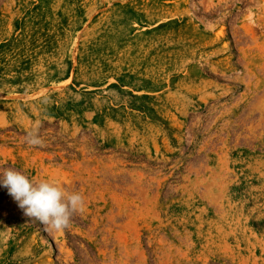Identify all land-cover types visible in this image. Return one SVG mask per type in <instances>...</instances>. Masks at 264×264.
Masks as SVG:
<instances>
[{"label": "rangeland", "instance_id": "1", "mask_svg": "<svg viewBox=\"0 0 264 264\" xmlns=\"http://www.w3.org/2000/svg\"><path fill=\"white\" fill-rule=\"evenodd\" d=\"M8 167L85 208L0 185V264H264V0H0Z\"/></svg>", "mask_w": 264, "mask_h": 264}, {"label": "clouds", "instance_id": "2", "mask_svg": "<svg viewBox=\"0 0 264 264\" xmlns=\"http://www.w3.org/2000/svg\"><path fill=\"white\" fill-rule=\"evenodd\" d=\"M41 127V121L34 122L23 142L30 147H45ZM0 185L7 188L24 214L43 224L46 231L69 229L72 217L85 208L84 197L79 191H70L55 180L29 178L12 167L0 169Z\"/></svg>", "mask_w": 264, "mask_h": 264}]
</instances>
